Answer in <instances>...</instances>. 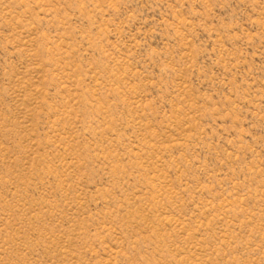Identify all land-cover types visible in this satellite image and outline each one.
Returning a JSON list of instances; mask_svg holds the SVG:
<instances>
[{
	"label": "rangeland",
	"instance_id": "rangeland-1",
	"mask_svg": "<svg viewBox=\"0 0 264 264\" xmlns=\"http://www.w3.org/2000/svg\"><path fill=\"white\" fill-rule=\"evenodd\" d=\"M0 264H264V0H0Z\"/></svg>",
	"mask_w": 264,
	"mask_h": 264
}]
</instances>
